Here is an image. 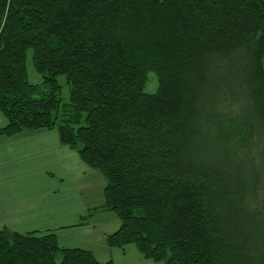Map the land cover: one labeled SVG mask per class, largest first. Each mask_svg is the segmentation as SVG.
<instances>
[{"label":"trees","instance_id":"obj_1","mask_svg":"<svg viewBox=\"0 0 264 264\" xmlns=\"http://www.w3.org/2000/svg\"><path fill=\"white\" fill-rule=\"evenodd\" d=\"M0 111V134L55 127L103 175L108 247L264 264V0H0ZM0 264L116 263L1 228Z\"/></svg>","mask_w":264,"mask_h":264},{"label":"crops","instance_id":"obj_2","mask_svg":"<svg viewBox=\"0 0 264 264\" xmlns=\"http://www.w3.org/2000/svg\"><path fill=\"white\" fill-rule=\"evenodd\" d=\"M5 124L0 111V128ZM97 172L60 142L55 127L0 134V229L49 230L58 240L69 233L72 242L61 246L83 247L100 261L114 262V248L105 244V237L119 224L112 229L114 219L108 213L104 222L94 221L96 213L106 212L93 210L103 202L92 198Z\"/></svg>","mask_w":264,"mask_h":264},{"label":"rangeland","instance_id":"obj_3","mask_svg":"<svg viewBox=\"0 0 264 264\" xmlns=\"http://www.w3.org/2000/svg\"><path fill=\"white\" fill-rule=\"evenodd\" d=\"M27 63V72H28V81L30 83H40L41 82V75L35 70L32 60H31V50L27 53L26 58ZM58 83L61 86V102L62 105L67 106V103L69 102V87L68 84L65 81V76L63 74H60L58 77ZM157 88V78L155 73L149 72L148 73V80L146 82L144 90L146 92L152 93L155 92ZM97 177V178H95ZM94 177V189L92 193L93 202H98L97 197L101 200L103 199V187L105 183V179L103 175L100 172H97L96 176ZM111 215L114 219V224L111 227L114 229L118 224H120L119 218L116 216V214L112 211H106L99 214L96 213L95 220L94 221H101L104 222L106 214ZM111 229V230H112ZM58 240V239H57ZM71 235L64 234L61 236V238L58 240L59 243H67L72 242ZM74 244V243H69ZM98 244V243H96ZM106 244V242H105ZM107 245V244H106ZM114 256L113 260L116 262V264H164L163 261H153L151 259H145L141 256L140 252L137 250V248L133 244H128L124 248H114ZM96 254H99L97 249L95 248ZM59 257L56 258V261H58Z\"/></svg>","mask_w":264,"mask_h":264}]
</instances>
